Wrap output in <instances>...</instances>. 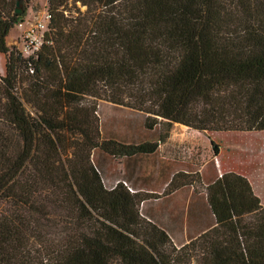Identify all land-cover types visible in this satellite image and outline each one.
Returning <instances> with one entry per match:
<instances>
[{"label":"trees","instance_id":"16d2710c","mask_svg":"<svg viewBox=\"0 0 264 264\" xmlns=\"http://www.w3.org/2000/svg\"><path fill=\"white\" fill-rule=\"evenodd\" d=\"M17 1L24 0H0V264H112L95 236L99 213L82 193L103 209L112 244L103 251L118 254L114 264H264V204L244 175L228 170L207 182L200 203L188 201L181 216L210 221L175 241L140 211L151 192L121 179L109 188L96 176L83 183L74 160L63 157L62 131L71 120L63 110L69 90L145 112L147 128L164 127L159 141L172 123L264 130V0H48L45 42L29 57L6 44L25 15L15 11ZM76 112L97 131L87 108ZM158 140L101 143L131 162L134 175ZM72 142L86 158L97 145ZM212 149L217 154L218 145ZM185 174L173 173L163 198L175 179L187 185Z\"/></svg>","mask_w":264,"mask_h":264},{"label":"rangeland","instance_id":"374dc122","mask_svg":"<svg viewBox=\"0 0 264 264\" xmlns=\"http://www.w3.org/2000/svg\"><path fill=\"white\" fill-rule=\"evenodd\" d=\"M71 5L72 3L69 2L68 6ZM16 7L24 9V18L33 23L45 11L49 10V3L48 0H24ZM75 7L80 12L86 9V5L81 4L80 1L75 2ZM66 13L69 11L67 10ZM72 14L77 15L78 12L72 11ZM18 30L16 25L10 28L6 37L7 46L18 47ZM0 73L2 75L5 73V58L1 52ZM16 79H18V75H16ZM95 87L98 92L104 93L101 83L97 80ZM63 103L65 105L64 112L71 115V120L68 117L65 120L66 130H62L66 134L67 147L63 153L66 163L70 158L74 160V166L78 167L76 173L85 184H89V180L96 176L103 188H109L117 179H121L131 188L152 187L155 189L156 192L151 194L153 196L140 203V211L152 216L160 225L168 227L175 241L184 239L187 235L194 233L201 224L210 221V218L205 214L186 220L184 216H181V211L186 210L188 201H192L194 204L200 203L198 198L204 193L205 184L218 176L220 171L234 170L247 173L257 179L261 188L264 185V130L212 131L200 134L185 125L172 123V135L166 143L167 147L170 146L179 152L180 161L167 160L168 166L161 167L155 154L152 156L141 155L138 162L140 168L133 175L131 162L126 166L122 157L109 155L101 143L102 140L110 137L120 141L158 140L159 132L164 129L163 125L147 128L144 125L145 112L74 90H69L68 95H63ZM25 106L27 110L33 112L27 103ZM83 107L87 108L93 122L95 121L97 131L89 130L81 123L80 120L83 116L77 114L76 111ZM91 139L95 140L97 145L93 148L91 146L88 158L83 157L79 147H75V143L72 141L78 140L79 143L83 144L84 142L86 145L90 144ZM213 144L218 145L217 154L213 152ZM176 169L190 171L186 172V176L180 178V180H185L187 185L168 196L169 199L163 198L162 194H158V191H162V182L170 171ZM85 173H88V176ZM80 197L91 211L99 213L98 233L95 236L101 241L100 255L103 256V261L112 260V264L119 262L117 253L103 251L104 248L107 249L112 245L110 235H108L107 225L109 224L100 215L103 209L92 203L91 195L82 193ZM165 199H168V202H165Z\"/></svg>","mask_w":264,"mask_h":264},{"label":"crops","instance_id":"0c3cea01","mask_svg":"<svg viewBox=\"0 0 264 264\" xmlns=\"http://www.w3.org/2000/svg\"><path fill=\"white\" fill-rule=\"evenodd\" d=\"M187 128H189V127H187ZM172 129L173 128L171 126L169 131H168L167 138L164 141L159 142L156 151L153 154L149 155V156H152V155L155 154V156H157V161L161 164L160 165L161 167H167L168 166L167 163H169V162L167 160L176 161V162L180 161L179 152L174 150V149H172V148H170V146L167 147L168 145H167L166 142H167L168 139H170V136L172 135ZM189 129H191V128H189ZM191 130L196 131V132H198L200 134H202V132H203V131H198V130H194V129H191ZM181 170L184 171V172H187V173L190 172V171L184 170V169H176L174 171H170L168 173V176L162 182V189H161L162 191H164V188L167 186V184H168L169 180L171 179L173 173L176 172V171H181ZM165 171H166V168H165ZM235 172L244 175L248 179V181H249V183H250V185L252 187L253 192L259 197L260 202L262 204H264V185L261 188L260 187L261 185L259 184L257 179L253 178V176H251L250 174L239 172V171H235ZM222 173L223 172L220 171L218 176L221 175ZM171 188L172 189L170 190V192L168 194H166L167 196H170L172 193L176 192L180 188L178 179L174 180L173 185H172ZM131 190H142V191L151 192V193L156 192V190L153 189L152 187H144V188L143 187H134V189L131 188ZM162 191H158L159 192L158 194L161 195Z\"/></svg>","mask_w":264,"mask_h":264},{"label":"built area","instance_id":"2783aa9c","mask_svg":"<svg viewBox=\"0 0 264 264\" xmlns=\"http://www.w3.org/2000/svg\"><path fill=\"white\" fill-rule=\"evenodd\" d=\"M50 21L49 11L31 23L26 18L18 21L15 25L19 29L17 35L18 51L23 57L33 56L45 42V33Z\"/></svg>","mask_w":264,"mask_h":264},{"label":"water","instance_id":"95a60500","mask_svg":"<svg viewBox=\"0 0 264 264\" xmlns=\"http://www.w3.org/2000/svg\"><path fill=\"white\" fill-rule=\"evenodd\" d=\"M19 5V1L16 2V6ZM16 12H22V8L21 7H16L15 8Z\"/></svg>","mask_w":264,"mask_h":264}]
</instances>
